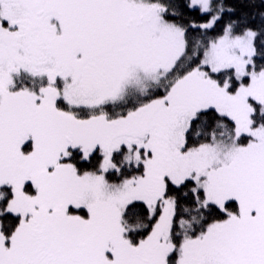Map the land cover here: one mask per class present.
<instances>
[{"label": "snow or ice", "instance_id": "obj_1", "mask_svg": "<svg viewBox=\"0 0 264 264\" xmlns=\"http://www.w3.org/2000/svg\"><path fill=\"white\" fill-rule=\"evenodd\" d=\"M0 264H264V0H0Z\"/></svg>", "mask_w": 264, "mask_h": 264}]
</instances>
